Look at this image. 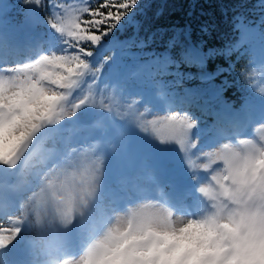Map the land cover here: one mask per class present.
I'll return each instance as SVG.
<instances>
[{"label":"clouds","instance_id":"9594fccd","mask_svg":"<svg viewBox=\"0 0 264 264\" xmlns=\"http://www.w3.org/2000/svg\"><path fill=\"white\" fill-rule=\"evenodd\" d=\"M138 4L113 3L119 19H81L78 30L99 37L87 59L52 52L0 72V170L19 182L13 218L26 229L19 264H264V121L206 149L200 120L167 100L161 81L148 83L166 113L109 79L113 55L100 50ZM247 26L264 35V18ZM217 60L264 99V54L233 49ZM137 138L175 149L190 180L183 207L147 165L153 187L107 185L111 162Z\"/></svg>","mask_w":264,"mask_h":264},{"label":"rangeland","instance_id":"374dc122","mask_svg":"<svg viewBox=\"0 0 264 264\" xmlns=\"http://www.w3.org/2000/svg\"><path fill=\"white\" fill-rule=\"evenodd\" d=\"M94 4L98 1H93ZM7 3L13 4L12 7H10ZM24 8V4L20 0H15L14 3L13 1L9 2L8 0H0V26H4L8 28L9 32L7 34H10L11 31L16 32L20 26L22 25L23 21L29 17L24 18L23 14L20 12V9ZM34 10L29 9L27 7L26 9V16L27 12H32ZM133 14L130 13L129 17H126L124 21L121 22V26L117 28L123 27L122 25L128 24L129 23V18ZM45 15H41L40 20L44 21ZM5 19V22L4 20ZM35 27L37 30H42L41 26L38 23V26L36 23ZM40 26V27H39ZM118 31L115 30L112 36L109 37V41L105 43V46L103 49L100 51H106V52H111L113 55V61L109 65L108 68V78L112 80V71L114 70V73H117L121 70V66L123 63H126L125 59L129 57L130 55L134 57H141L143 55V47L145 46L142 41H139L138 37L136 36V30L132 31L129 33V35L126 38H120L118 37ZM130 31V29L128 30ZM48 32V35H55L52 36L55 39H58L56 33L50 29ZM127 31L124 29L123 34L126 33ZM121 33V32H120ZM254 33H257L259 37H264V35L260 34L256 29L253 27H248V26H243V29L241 31L240 39L238 40L237 44L243 43L245 39H247L248 36L254 35ZM4 32H0V37L5 39L6 41H10L11 43L8 44L7 47L0 44V66H3L5 64H15V63H23L22 62H7L5 61V54L4 52H7L16 44L19 42H14L9 35H7ZM12 34V33H11ZM77 35L82 38V39H91L92 41L98 40V36H85L81 31L78 30ZM118 35V36H117ZM19 40V39H18ZM262 40V39H261ZM264 43V42H263ZM235 45V46H236ZM140 46V47H138ZM258 46V45H257ZM3 48V49H2ZM256 49H259L256 47ZM261 54L262 51H261ZM166 53H161L160 57H166ZM25 57V55H23ZM157 57V56H156ZM155 57V58H156ZM195 58V54L192 53L191 59ZM26 61V60H25ZM24 61V62H25ZM131 61V60H130ZM152 60H148L147 62L150 63ZM145 67V65H143ZM129 68V67H128ZM127 68V69H128ZM149 69H145V72L148 74ZM205 71L203 68L198 67L196 71L192 70L189 72H183L181 66H175L173 68L172 72L167 73L170 76H173V86L172 84L170 85H165L166 89H169L168 91L172 92L171 89H173L176 93L174 96H177L178 99H183V103H191L193 106H200L201 104L199 103L202 99L206 98H213V101L217 103L219 107H223L222 105V96L219 92L221 86L217 83L216 81L211 78L208 74L204 73ZM121 75L120 79H122L124 75V71H121L119 73ZM126 79V78H125ZM209 79V80H206ZM134 78L125 80L124 84L126 85L127 88L131 89L134 88ZM160 79L159 81H162ZM151 83H155L156 81L154 79H150ZM172 86V87H171ZM243 92L246 94L247 97L254 96L249 90L243 89ZM242 92V95H243ZM150 90L147 92L146 98L144 100L146 102H151L152 100L154 103L158 105L159 102H156L154 99H152L149 95ZM137 96V95H133ZM198 97V98H197ZM257 98L256 96H254ZM200 99V100H197ZM239 106L234 109V111L238 114L237 119H241L243 123H247L249 121L255 123L254 121L260 122L264 121V102L263 103H254L255 101H258L257 99H243L241 100ZM154 103L151 102V106L153 108V111H160L162 112L160 108H158ZM231 106V105H230ZM234 107V106H233ZM165 113L167 111H164ZM84 116H87V113L84 114ZM259 119V120H258ZM242 121L239 120V122L242 123ZM202 134L203 132L201 131L200 133L197 131L196 135L200 137L201 144L203 145V142L206 139H202ZM251 137V136H249ZM203 140V141H202ZM138 146L139 148H143L142 151H138ZM151 157H150V155ZM152 164V165H150ZM145 165L149 167H153L158 173L157 175L162 179V182L169 186L168 191L169 195L171 196L173 201H177V203L182 200L186 196V191L188 187L190 186V180L189 177L187 176L181 162L179 161L178 156L175 153L174 148H169V149H160L157 148L156 146L148 143L147 141L143 139L137 138L135 142L133 143V148L130 151V153L125 156L121 160L117 161H112L111 166H110V171L107 179V185L111 186L114 183H119L121 186H129L131 185L130 182L127 180H124V176L126 179L129 178H142V174L145 175L147 172L145 170ZM139 166H142L139 169ZM131 168V169H130ZM1 171V170H0ZM139 180V179H136ZM133 184V183H132ZM22 239L23 240V233L20 237L17 238V240ZM16 240V241H17ZM15 241V242H16ZM14 242V243H15ZM13 243V244H14ZM12 244V245H13ZM10 245V246H12ZM8 249V248H7ZM6 250V249H5ZM2 252L0 255H2Z\"/></svg>","mask_w":264,"mask_h":264},{"label":"trees","instance_id":"16d2710c","mask_svg":"<svg viewBox=\"0 0 264 264\" xmlns=\"http://www.w3.org/2000/svg\"><path fill=\"white\" fill-rule=\"evenodd\" d=\"M93 1L87 0L89 4ZM21 2L24 8H21L20 12L24 11L23 16L26 17L27 6L24 0ZM46 9L47 7H44L35 12L39 17L36 24L38 26L39 23L41 28L49 31L51 28L47 22L40 20L41 15L47 16ZM32 13L27 12V15ZM262 18H264V0H139L129 20L136 22L142 20L147 29L144 38L149 41L148 48L151 51L166 53L169 58L178 59L192 70L198 65L188 63L186 58L184 59L187 57L186 49L189 47L210 49V57L204 60L203 66L207 71L218 73L222 83L223 98L237 108L243 99L259 98L252 95L247 97L243 92L245 88L235 82V76H227L229 71L227 64L217 59L231 55L233 49L247 48L257 54L261 51L264 53V37H259L257 33L249 36L245 44L235 47L239 37V24L256 22ZM132 24V22L128 23V26L131 27ZM224 41H230L229 46L217 48V45H223ZM140 149L142 151L143 148Z\"/></svg>","mask_w":264,"mask_h":264},{"label":"snow or ice","instance_id":"6c2138e0","mask_svg":"<svg viewBox=\"0 0 264 264\" xmlns=\"http://www.w3.org/2000/svg\"><path fill=\"white\" fill-rule=\"evenodd\" d=\"M119 2L120 0H105L104 3L93 7L87 0H47L46 4L45 0H29L25 5L29 9L34 10L30 15V19L38 21L39 17L35 12L39 11L41 8L47 7L48 12L44 20L58 37V39L49 40L45 44L38 45L34 48L33 50L36 58L42 54L49 55L55 52L57 54L75 53L87 59L92 55V48L90 43H88L92 40L80 38L77 35V25H80L81 19L101 20L109 15H112L114 19H119L117 9L112 6L113 3ZM102 5L104 6L102 7ZM97 13L101 15H97ZM111 23H114V20H105V24ZM97 27L102 29L104 25H97ZM12 65L13 64H5L0 66V72H3L6 67ZM169 110H171V106H169ZM152 114L151 112H145L142 117L138 118L148 122ZM151 124L155 129L157 121L151 120ZM254 125L255 123L251 121L247 123L236 121L231 127L217 128L211 131V135L203 145L208 149L236 136L247 138L253 135ZM156 130L165 135L179 132L178 128L174 129L172 127H162ZM13 176H15V173L7 170L0 171V249L9 245L10 242L16 241L17 238L26 231L25 228L21 227L20 221L13 218L16 215L14 209L16 208L17 192L19 190V182H13L9 179ZM185 203V197L178 203L173 201L174 206L178 208L183 207Z\"/></svg>","mask_w":264,"mask_h":264},{"label":"bare ground","instance_id":"6f19581e","mask_svg":"<svg viewBox=\"0 0 264 264\" xmlns=\"http://www.w3.org/2000/svg\"><path fill=\"white\" fill-rule=\"evenodd\" d=\"M31 34H28L26 37H31ZM220 121L218 118H214L213 122ZM23 249L22 239L17 240L12 246H9L8 249L4 250L2 253L3 261H9V259L18 257V253ZM2 261V262H3ZM0 261V264H2Z\"/></svg>","mask_w":264,"mask_h":264},{"label":"water","instance_id":"95a60500","mask_svg":"<svg viewBox=\"0 0 264 264\" xmlns=\"http://www.w3.org/2000/svg\"><path fill=\"white\" fill-rule=\"evenodd\" d=\"M25 28H26V30H29V31L32 30V23H31V21H27L25 23Z\"/></svg>","mask_w":264,"mask_h":264}]
</instances>
